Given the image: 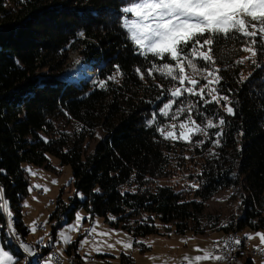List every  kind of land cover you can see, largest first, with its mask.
<instances>
[{
  "label": "trees",
  "instance_id": "16d2710c",
  "mask_svg": "<svg viewBox=\"0 0 264 264\" xmlns=\"http://www.w3.org/2000/svg\"><path fill=\"white\" fill-rule=\"evenodd\" d=\"M128 3L130 0H0V186L14 214L13 226L23 237L28 230L22 222L21 205L29 180L22 164L48 168V156L70 166L69 185L75 189L67 205L58 196L52 219L64 214L69 222L77 208L83 207L92 217H102L134 237L158 233L156 221L185 232L187 222L198 219L202 200L233 184L231 168L206 157L204 151L211 142L202 148L171 143L146 127L153 112L161 123L170 121L157 111L164 102L156 99L161 90L150 77L140 81L134 72L136 66L149 65L132 54V45L120 26V10ZM70 54L91 65L92 81L77 85L58 78L71 66ZM249 55L233 42L216 52L224 77L223 93L230 95L236 109L235 116L225 117L228 123L220 148L225 155L226 150H233L241 168L264 166V69L255 68L250 61L234 64ZM259 59L264 62V57ZM116 64L124 73L120 83L108 81L106 88H100L98 81L113 75ZM80 66L89 71L86 64ZM250 72L248 82L237 84L241 73L248 76ZM78 77H87L86 71L68 74L72 81ZM155 83L165 84L158 74ZM206 111L224 115L216 105ZM71 122L76 126L69 130ZM97 130L102 136L88 151L85 140L93 138ZM193 183L199 188L188 187ZM248 203L232 231L224 234L264 227V211L254 210L252 201ZM4 219L0 214V239L17 253L8 241ZM59 227L60 223L52 225L53 240ZM74 250L76 242L67 252ZM106 256L100 255L102 259ZM252 259L246 257L244 264H252ZM120 264L134 263L121 255Z\"/></svg>",
  "mask_w": 264,
  "mask_h": 264
},
{
  "label": "snow or ice",
  "instance_id": "6c2138e0",
  "mask_svg": "<svg viewBox=\"0 0 264 264\" xmlns=\"http://www.w3.org/2000/svg\"><path fill=\"white\" fill-rule=\"evenodd\" d=\"M120 11V26L132 45V54L143 58L149 65L143 69L141 66H136L134 72L140 81L146 82V77H150L154 86L161 90L156 99L164 102L157 111L160 116L170 121L161 123L157 120V112H153L151 118L145 122L146 127L154 128L167 142L179 141L190 147L200 148L211 142L212 149L221 147L225 135L224 129L228 123L225 117L235 116L236 109L230 95L223 93L224 77L220 74L221 68L218 66L216 52L223 50L228 42L238 43L240 51L250 55L235 60L234 64L243 65L245 61H250L255 68L264 69V62L259 59L264 57V0H130V3L123 6ZM80 35L84 34L81 32ZM113 67L115 69L113 75L108 76L107 80L98 81L100 88H106L108 81L120 83L119 78L123 77L124 73L119 64ZM157 74L168 82L167 86L155 83ZM252 75L251 72L248 76L241 73L237 84H245ZM232 91L231 88L228 89V93ZM210 105L222 109L224 115H220L219 112L210 114L206 111ZM182 116L184 119L181 120ZM240 134L243 135L242 132ZM195 137L202 138L194 139ZM44 139L48 142L46 138ZM212 149H209V152L215 156ZM27 171L33 176L36 175L31 169ZM52 183L56 184L58 181L53 180ZM199 186L195 183L188 185L192 189H197ZM33 188H43L44 193L50 191L47 186L33 185L29 188V192ZM94 191L100 192V189ZM132 191L135 192L136 189L133 188ZM33 199L38 200L37 197ZM25 207H28L27 202ZM0 214L7 221L4 227L16 237L17 231L13 226L10 202L6 199L2 186H0ZM109 218L115 219V217ZM84 219L85 217L77 212L74 223L58 233V243L71 245L73 243L71 232H79ZM46 225L47 221L44 225L33 221L29 231L34 234ZM221 227L226 228L228 225L224 224ZM85 231L104 237L110 236L114 230L97 232V228L92 227ZM45 235L51 243L53 237L47 232ZM123 235L127 239H117L115 243L92 242V248L84 257L86 264L87 258L93 251L99 253L105 248L116 250L117 244L122 246L124 254L127 255L129 250L133 249L134 242L128 234ZM257 237L260 243L253 246L254 251L264 256V232L245 234V239L249 241ZM192 238L194 237L188 239ZM43 242L41 238L37 243L43 244ZM182 242L187 243V239H183ZM6 243L0 246V264H19V259L7 249ZM88 243L87 237L79 241L81 248ZM135 243L143 242L135 241ZM241 244L242 240L239 237H230L214 241L210 248L201 249L197 246L194 251L201 254L194 257L185 255L181 264H202L205 261H210L211 264H225L230 261L231 254ZM21 247L29 256L36 255V251L30 245L25 243ZM62 255L63 251L60 250V256ZM54 261L59 264L58 257L49 254L43 259V264H53ZM252 264H255L254 259ZM261 264H264V260Z\"/></svg>",
  "mask_w": 264,
  "mask_h": 264
},
{
  "label": "rangeland",
  "instance_id": "374dc122",
  "mask_svg": "<svg viewBox=\"0 0 264 264\" xmlns=\"http://www.w3.org/2000/svg\"><path fill=\"white\" fill-rule=\"evenodd\" d=\"M68 61L71 62V66L67 69H80L82 68V66H80L82 64L89 66V64L85 62L77 60L75 54H70ZM67 76L68 71L64 74V78L66 79ZM93 78L94 72L89 68V74L85 82L92 81ZM164 82L167 85L168 82L166 80H164ZM81 83L83 82L77 83V85ZM120 117L121 116H118L115 120L117 121ZM183 118V116L180 117L181 120ZM75 126L76 124L71 122L70 127H67V129L71 130V128H75ZM101 136V131L97 130L93 138L85 140V143H87L88 146V151H91L94 148V144L101 138ZM209 149H212V144H210V147L206 148L204 151L206 157H208L210 161H218L219 164L223 165L225 168H231L232 175L230 176V179L233 184L221 188L212 196L203 199L198 219L195 223L187 222L188 227L185 232H182L181 230L176 231L175 227L172 225L165 227L156 221V226L159 228L158 233L134 237L126 229H123L120 226L116 227L105 221L102 217H92L87 210L83 207H79L75 214L79 212L85 217V219L82 222L79 232H71L73 243L76 242V250L69 254L66 252L69 245L65 246L62 243L58 244L57 242L58 254L60 255V250L63 251L62 258L68 260L71 254L73 257L72 263L65 261L63 264H86L84 257L92 248V242L100 241L102 243L103 241H107L108 243H115L117 239H127V237L123 235L125 233L131 236L134 242L133 249L129 250L126 255L133 260L134 264H181V260L185 255L194 257L201 254L194 251L197 246L201 249L209 248L216 235H222L226 231H232V228L236 225L238 219L243 216L244 210L249 201H252L254 210L264 211V166L257 167L255 165H249L241 168L233 150H226L225 155L224 150L217 147L212 149L216 154L213 156L210 154ZM47 163H49L51 167L47 168L44 165H34L29 163L22 164L29 180L28 194L21 205L22 222L28 230V233L24 238L29 244L34 246H36L34 243H37L43 238V244H39V247L43 249L46 245L49 246L51 244L45 233L47 232L51 235L52 225L60 223V227L55 234V238L59 240L58 233L68 225L73 224L75 219V214L69 222H66V216L64 214H60L59 217H54L53 219L51 218L58 196H60L63 203L67 205L70 203V198L74 196L75 189L73 186L69 185L71 179L70 166L61 165L58 159L53 156H48ZM27 169L36 172V175H31ZM53 180L58 181V183L53 184ZM33 185L47 186L50 191L47 193H44L43 191V195L39 196L34 192V188L29 192V188ZM41 189L43 190V188ZM77 196L79 199L82 198L79 193H77ZM33 197H37L38 200H34ZM25 202H27L28 207H25ZM33 221L42 225L47 221V225L44 226V228H39L33 234L29 231V226ZM224 224H227L228 227H221V225ZM92 227H96L97 232L109 230L114 231L111 232L110 236L101 237L95 233L85 231V229H91ZM256 232H264V227L258 228L257 230H251L249 227H245L239 233L245 235L254 234ZM117 233H119V235H117ZM85 237H87L89 243L81 248L79 241ZM190 237L194 238L188 239ZM183 239H187V243H183ZM135 241H142L143 243L136 244ZM259 243L260 241L257 237L250 240L249 245L250 247H253L254 245H259ZM0 246H2L1 241ZM75 253L79 257L74 256ZM100 255L108 256H106V259H102ZM121 255H125L124 250L121 245L117 244L116 250H108L105 248L104 251L99 253L93 251L91 256L87 258V264H120ZM152 257H155V259H151ZM244 258L245 255L237 256L234 260V264H243ZM261 260L264 259L254 260L255 264H261ZM202 264H211V262L205 261L202 262Z\"/></svg>",
  "mask_w": 264,
  "mask_h": 264
},
{
  "label": "bare ground",
  "instance_id": "6f19581e",
  "mask_svg": "<svg viewBox=\"0 0 264 264\" xmlns=\"http://www.w3.org/2000/svg\"><path fill=\"white\" fill-rule=\"evenodd\" d=\"M81 70H85L86 73H87V77H88V74H89V71L82 67L80 68ZM80 69H72L70 71H68V74L70 72H73L75 70H80ZM64 76V75H63ZM87 77H78L76 80H73L75 82H79L78 80L79 79H87ZM65 79V78H64ZM66 80H70L72 81L71 79H68V76L66 77ZM77 84V83H76ZM34 192L36 194H38L39 196H42L43 195V190L42 189H36L34 188ZM5 221V224L7 223L6 221V218L4 219ZM42 225V224H40ZM42 228V227H41ZM44 228V227H43ZM17 231V230H16ZM6 235L8 237V241L10 243V245L12 246V248L19 254L20 256V261H19V264H43V263H40L41 260L45 257V249H42V248H39L37 246H34L32 244H29L26 239L17 231V236L19 238V241L21 243H26L28 245H30L35 251H36V255L35 256H29V259H23V258H26L27 257V254L23 251L22 247H21V243L19 241H16V237H13L8 229L6 228ZM230 237H239L241 240H242V244L239 246V248L233 253L232 255V258H230V261L229 262H225V264H233L235 258L237 256H242V255H245V258L248 257V258H253V259H264V256H262L259 252L257 251H254V248L253 247H250L249 245V240H246L245 239V235H242L240 233H228V234H223L219 239L217 240H223V239H227V238H230ZM58 239L54 238V240H52L51 244L49 245V248H52V254H55L58 259H59V264H63L65 261H68L70 263H72V259L73 257L72 256H69L68 260L62 258L59 254H58V251H57V245L58 244H61V243H58ZM36 245V244H35ZM82 264V263H81Z\"/></svg>",
  "mask_w": 264,
  "mask_h": 264
},
{
  "label": "crops",
  "instance_id": "0c3cea01",
  "mask_svg": "<svg viewBox=\"0 0 264 264\" xmlns=\"http://www.w3.org/2000/svg\"><path fill=\"white\" fill-rule=\"evenodd\" d=\"M25 199V198H24ZM223 235V234H222ZM222 235H216V237L213 239V241L211 242V244H210V247H212V245H213V242L214 241H217V239H219ZM244 235V234H243ZM0 241H1V239H0ZM7 242V241H6ZM1 244H2V246L4 245V243L1 241ZM34 244H36V246L37 247H39L40 245L39 244H37V243H34ZM249 244H250V241H249ZM7 247V249L8 250H10L18 259H19V255L17 254V253H15L10 247H8V246H6ZM209 247V248H210ZM40 248V247H39ZM43 249V248H42ZM66 252H67V250H66ZM76 256V255H75ZM240 260V259H239ZM244 260H245V258H244ZM253 260V259H252ZM254 260H258V259H254ZM19 261H20V259H19ZM238 261V260H237ZM262 261V260H261ZM235 262V261H234ZM234 262H233V264H234ZM244 262V261H243ZM244 264V263H243Z\"/></svg>",
  "mask_w": 264,
  "mask_h": 264
},
{
  "label": "built area",
  "instance_id": "2783aa9c",
  "mask_svg": "<svg viewBox=\"0 0 264 264\" xmlns=\"http://www.w3.org/2000/svg\"><path fill=\"white\" fill-rule=\"evenodd\" d=\"M16 241H19V238H18V237H16ZM19 242H20V241H19ZM20 243H21V242H20ZM22 244H24V243H21V245H22ZM44 249H45V257H44V258H46L49 254H52V252H53V251H52V248H49V246H47V245L44 247ZM234 252H235V251H234ZM234 252H233V253H234ZM233 253L231 254V258H232ZM44 258H43V259H44ZM23 259H29V255L27 254V257H26V258H23ZM43 259L41 260L40 263H43ZM53 264H56V262L54 261Z\"/></svg>",
  "mask_w": 264,
  "mask_h": 264
},
{
  "label": "water",
  "instance_id": "95a60500",
  "mask_svg": "<svg viewBox=\"0 0 264 264\" xmlns=\"http://www.w3.org/2000/svg\"><path fill=\"white\" fill-rule=\"evenodd\" d=\"M88 67L92 70L91 65H89ZM69 70H72V69L70 68V69H66V70H64V71L60 74V76H59L58 78L61 79V80H63V81H66V82H68V83H72V84H76V83H80V82H85V80H87V79H79V80H78L79 82H75V81H70V80H66V79H64V76H63V75H64L67 71H69Z\"/></svg>",
  "mask_w": 264,
  "mask_h": 264
}]
</instances>
